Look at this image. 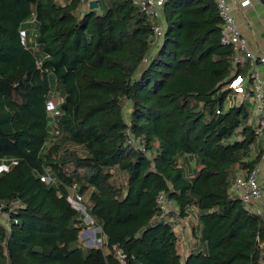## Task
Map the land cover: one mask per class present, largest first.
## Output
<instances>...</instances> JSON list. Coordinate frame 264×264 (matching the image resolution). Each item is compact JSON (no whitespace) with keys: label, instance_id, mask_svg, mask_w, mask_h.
<instances>
[{"label":"trees","instance_id":"1","mask_svg":"<svg viewBox=\"0 0 264 264\" xmlns=\"http://www.w3.org/2000/svg\"><path fill=\"white\" fill-rule=\"evenodd\" d=\"M97 2L0 0V264H264V203L231 188L263 151L253 104L229 103L251 63L216 1L166 0L160 38L132 0ZM161 194L192 220L184 260Z\"/></svg>","mask_w":264,"mask_h":264},{"label":"built area","instance_id":"2","mask_svg":"<svg viewBox=\"0 0 264 264\" xmlns=\"http://www.w3.org/2000/svg\"><path fill=\"white\" fill-rule=\"evenodd\" d=\"M89 5L91 0H85ZM135 4L139 5L145 12L152 17L156 24L154 25V34L156 38L163 36L164 32V21H163V7L166 0H132ZM217 9L222 18V38L221 41L224 44L233 46L234 49V62L242 63L247 59L250 60L251 69L250 73L246 76L237 74L228 84V88L232 89V96L229 99L230 104H234L240 100H236L237 94L246 93V85L250 81L251 89L254 96L253 114L254 121L258 124V132L260 136L264 135V80L260 76L257 69V58L251 54L248 50L247 42L245 37L242 35L232 11L230 4L227 0H215ZM249 0H246L244 4H248ZM48 110L52 115L59 114V110L53 101L48 103ZM9 166L6 164L0 165V170L8 169ZM264 177V146L261 153L260 162L251 170H241L232 185V190L236 191L242 198L244 203L251 207L253 203H258L263 198L264 188L262 187V181ZM42 180L49 181L50 177H42ZM80 197L72 200L73 202L80 203ZM158 203L163 211V216L166 220H172L168 216L169 212L174 210V206L171 202L167 201L163 194L158 197ZM77 206V205H76ZM82 207V204L80 203ZM78 207V206H77ZM79 208V207H78ZM82 210L84 208H80ZM7 214L3 213L0 207V218L7 220ZM189 218H184L183 222H188ZM118 258L123 259L124 256L118 253Z\"/></svg>","mask_w":264,"mask_h":264},{"label":"crops","instance_id":"3","mask_svg":"<svg viewBox=\"0 0 264 264\" xmlns=\"http://www.w3.org/2000/svg\"><path fill=\"white\" fill-rule=\"evenodd\" d=\"M246 0H227L230 4L235 21L242 33L245 37L248 50L251 54H253L257 58V69L264 80V3L261 0H249V3L246 5L244 4ZM86 5L83 6V10H86ZM248 97L247 93L245 94H238L236 97ZM239 100V99H238ZM262 135L261 137H263ZM263 140V138H262ZM264 142L262 141V148L264 146ZM259 151V150H258ZM262 187L264 188V181L262 182ZM264 203V195L260 202L255 203L259 208ZM194 214V211L192 210ZM172 221L175 224V227L182 226L179 228L180 230L184 229V232H179V234L183 236V239L187 238V242L190 241L193 243L194 239L192 236V223L189 222L187 225H182L183 219L180 217L171 216ZM190 236V238H189ZM192 243L188 246L187 251L192 249ZM190 244V243H189Z\"/></svg>","mask_w":264,"mask_h":264},{"label":"rangeland","instance_id":"4","mask_svg":"<svg viewBox=\"0 0 264 264\" xmlns=\"http://www.w3.org/2000/svg\"><path fill=\"white\" fill-rule=\"evenodd\" d=\"M102 11H104V8L103 7H100L99 9H98V12L99 13H101ZM34 28V27H33ZM34 34V31H33V29L31 28V35H33ZM31 40H32V38L30 37L29 38V45L33 48V49H36L35 48V46L33 45L32 46V42H31ZM41 57V56H40ZM238 95V94H237ZM232 95H230V97H231ZM241 98H245V97H242V96H238L237 98H236V100L237 99H241ZM245 100L249 103V104H254V102H255V100H254V96L253 95H250V96H248V97H246L245 98ZM262 138H263V140H262ZM262 141L264 142V136L263 137H261V136H259V138H258V140L255 142V144L252 146V155H255L256 154V152L260 149V147L262 146ZM264 144V143H263ZM49 145V142H47L46 143V146H48ZM192 166L193 167H195V165H194V163H192ZM263 181H264V177H263ZM262 181V182H263ZM236 194H238L237 192H236ZM261 201V200H260ZM75 205H77L79 208H82L81 206H80V203L79 202H73ZM256 210V209H255ZM81 211H82V213L85 215V222L87 223V224H89V227H87L86 229H84L83 230V232H82V235H81V239H82V241H83V244L86 246V247H89V246H93V245H101V232H100V228L99 227H97V226H95L94 224H93V222H92V219L89 217V215H87L86 214V212H84V210H82L81 209ZM194 217H195V215H194ZM190 220V219H189ZM189 220H188V222H189ZM191 222L190 223H192V220H190ZM183 222V221H182ZM187 221L186 222H184V223H182V225H187V223H188ZM189 224V223H188ZM175 228V230L176 231H178V232H184V229L183 230H180L179 228H182V226H179V228L178 227H174ZM191 229H192V227H191ZM96 234H98V237H97V235ZM189 238H190V236H189ZM188 239V236H187V238H186V236H185V238L183 239V236H182V234L180 235V246H181V254H182V260H184L185 258H186V256L188 255V253H189V251L190 250H188L187 251V248H188V246L189 245H191V239H190V241L189 242H187L186 240ZM190 243V244H189ZM194 251V250H193Z\"/></svg>","mask_w":264,"mask_h":264},{"label":"water","instance_id":"5","mask_svg":"<svg viewBox=\"0 0 264 264\" xmlns=\"http://www.w3.org/2000/svg\"><path fill=\"white\" fill-rule=\"evenodd\" d=\"M89 6H90V8H97V6H98V2H97V0H91L90 1V4H89ZM236 77V76H235ZM234 77V78H235ZM82 208H84V205H82ZM82 235V234H81Z\"/></svg>","mask_w":264,"mask_h":264}]
</instances>
